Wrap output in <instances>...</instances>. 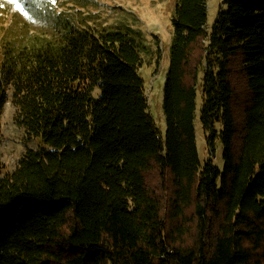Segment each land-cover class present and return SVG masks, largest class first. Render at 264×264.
Instances as JSON below:
<instances>
[{"label": "trees", "instance_id": "obj_1", "mask_svg": "<svg viewBox=\"0 0 264 264\" xmlns=\"http://www.w3.org/2000/svg\"><path fill=\"white\" fill-rule=\"evenodd\" d=\"M207 3L172 12L164 134L141 32L59 20L3 61L0 117L12 91L16 124L40 147L10 174L0 162V264H264V0H223L210 33ZM201 74L221 171L197 155Z\"/></svg>", "mask_w": 264, "mask_h": 264}, {"label": "rangeland", "instance_id": "obj_2", "mask_svg": "<svg viewBox=\"0 0 264 264\" xmlns=\"http://www.w3.org/2000/svg\"><path fill=\"white\" fill-rule=\"evenodd\" d=\"M177 0H0V65L10 55L24 47L38 45L50 38L59 20L69 19L76 28L110 29L127 26L141 32L148 45L143 54L139 73L144 79L149 114L162 134L165 117L162 112L163 83L168 66V48L172 36L171 18ZM223 0H208V19L205 24L210 33L212 24L223 9ZM235 74V73H233ZM235 76V75H234ZM236 83L241 82L235 76ZM202 74L199 77L194 119L195 143L201 166L209 159L220 171L223 168L221 144L215 142L212 157L206 143L208 133L202 127L200 111L203 106ZM240 91L246 94L241 86ZM12 91L0 117V162L2 174H10L17 162L29 150H37L40 143L30 138L15 121L16 109L11 102ZM242 96L240 99L245 100Z\"/></svg>", "mask_w": 264, "mask_h": 264}]
</instances>
